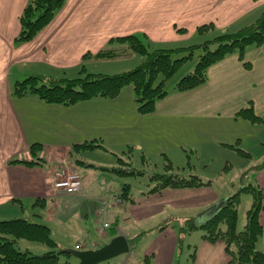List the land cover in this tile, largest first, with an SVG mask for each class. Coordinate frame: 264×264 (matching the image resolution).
Returning a JSON list of instances; mask_svg holds the SVG:
<instances>
[{"label":"crops","instance_id":"crops-1","mask_svg":"<svg viewBox=\"0 0 264 264\" xmlns=\"http://www.w3.org/2000/svg\"><path fill=\"white\" fill-rule=\"evenodd\" d=\"M29 1L0 0V221L25 218L48 226L52 234L53 229L65 235L78 232L76 244L70 248L72 250L78 249V246L82 250H92L109 237L108 233H114V237L123 234L129 240L137 238L143 233L137 234L136 227L158 217L180 219L184 224L180 236L182 239L185 234L191 236L192 232H186L185 228L188 220H193V227L203 225L230 197L219 195L221 192L215 189L210 179H204L212 182L208 187L166 189L149 195H145L149 187L138 192L130 184L132 194L142 197L141 201L134 203H119L114 199L115 196L120 197L125 184H120L118 190L106 186H117L114 176H118L106 170L117 165L105 167L91 163L96 168H82L79 174L83 189L76 195L56 191L52 179L56 172L62 171L61 166L69 159L73 147L86 143L103 145L104 148L88 150L106 153L113 158L112 163L120 157L134 165L137 155L143 162L147 158H161L173 165L181 152L187 154L183 148V140L187 138L188 145L199 147L202 151L201 166L206 172L215 173L214 167L218 161L210 153V148L214 154L216 151L236 153L245 162H254L255 154L245 145L242 133L234 128V125L240 124L234 115L237 109L224 113L221 108L211 109V106L201 105L199 101H193L186 107H169L167 96L157 103L154 113L141 115L134 95L129 91L122 90L114 99L94 98L64 106L48 104L33 94L16 96L13 94L14 87L30 76L56 79V75L77 73L81 68L88 71L89 62L121 61L137 56L128 55L113 60L96 58L116 37H146L152 47L155 45L162 49L196 45L192 42L200 25L213 23L220 29H240L264 12V0H66L63 9L32 40L17 43L21 17ZM196 41L198 45L203 42L201 39ZM247 50L244 58L239 59L234 53L212 65L204 85L179 94L191 95L199 90L210 93L214 84L217 93L223 91L224 98L228 93L241 90L243 95H248L249 79L241 76L247 70L245 64L253 65L249 59L253 54L263 52L264 45ZM87 55L89 57L86 58ZM260 67L257 74L263 80L264 68ZM223 113L222 117L215 118V115L221 116ZM202 127L205 128L201 130ZM250 128L257 130V126ZM204 131H218L221 140L209 145H197ZM34 144L43 147L39 154L41 163L36 166L15 163L32 161L30 148ZM88 150L82 149L79 156L83 157ZM239 150L251 155V158ZM255 167H251V170ZM144 171L148 174L160 173ZM177 171L180 172V168ZM190 174L201 177L193 170ZM105 191L112 194V198L104 196ZM101 199H108L112 208L107 216L110 228L100 234L97 213ZM38 201L41 206L36 205ZM178 213L182 216H177ZM91 222L98 227V237L84 228ZM203 239L212 245L219 244L225 255L223 242ZM197 248H194L196 253ZM260 251L264 252V243ZM134 254L132 250L130 255H124L126 259L123 263H129V258Z\"/></svg>","mask_w":264,"mask_h":264},{"label":"trees","instance_id":"trees-1","mask_svg":"<svg viewBox=\"0 0 264 264\" xmlns=\"http://www.w3.org/2000/svg\"><path fill=\"white\" fill-rule=\"evenodd\" d=\"M65 3L66 0H30L21 17V32L16 42L25 43L32 40L63 9ZM212 26L213 24L201 26L197 32L206 34L207 29ZM143 38L138 35L112 38L109 41L110 46L96 56L100 60H113L128 55L144 57V62L132 70L115 75H103L90 74L85 68H82L80 77L76 79L30 76L16 84L13 94L19 97L33 94L48 104L71 106L94 98L114 99L120 95L125 87L132 86L139 114L150 115L154 113L156 103L169 94L167 82L185 62L192 58V51L196 47L152 50V43L148 38ZM262 45H264V12L250 26L235 33L217 36L206 42L201 47L204 51L198 59L195 70L179 80L175 89L178 92H187L202 86L208 80V69L212 65L236 52L240 53L241 58H243L247 48ZM242 114L253 122L260 120V117L254 114L251 108L243 109ZM98 147L104 148L101 144L93 145L92 143L74 146L70 156L81 153L82 149L91 150ZM42 150L41 145L34 144L30 148L32 161H16L15 163H24L28 166L39 165L42 161L39 158ZM239 151L251 158V155ZM117 161L124 164V167L116 166L106 170L121 178L147 177L146 186L149 189L145 195L160 193L166 189H198L208 187L212 183L197 175L174 172L171 162L165 165L164 173L148 174L144 170L136 169L131 162L120 157H117ZM70 162L78 165L83 163L73 159H70ZM85 166L96 168L91 164H85ZM261 168H264V164L256 166L254 170ZM131 188L130 184L123 186L122 201L134 203ZM242 193H247L252 197V204L246 212L244 228L239 231V206ZM263 200L264 191L259 185H246L241 182L240 191L229 197L223 207L210 220L200 225L206 240L224 243L225 251L230 256L228 264H264V252L257 249V243L264 232L260 222L261 213L264 211ZM39 203L40 201L36 205L41 206ZM190 224L192 223H187L186 232L196 228ZM51 234L48 226L29 219L0 221V264H58L61 255L73 258L67 250L59 251L60 249H58V245ZM114 236L113 233V238ZM141 236H137L135 242L140 240ZM113 238H110L108 242ZM20 240L46 245L51 248V251L42 255H34L27 250L21 251L16 248ZM129 242L132 250H134L132 240ZM100 247L102 244L97 245L94 249ZM151 260V256H145L140 264H151ZM64 264H69V260Z\"/></svg>","mask_w":264,"mask_h":264},{"label":"rangeland","instance_id":"rangeland-1","mask_svg":"<svg viewBox=\"0 0 264 264\" xmlns=\"http://www.w3.org/2000/svg\"><path fill=\"white\" fill-rule=\"evenodd\" d=\"M261 16V15H260ZM259 16V17H260ZM258 17V18H259ZM257 18V19H258ZM256 19V20H257ZM255 20V21H256ZM255 21H253L251 24H253ZM213 23H206L202 24L204 25H212ZM251 24L244 26L240 29H233V28H225L220 29L216 25L213 24L211 28H208L206 34H199L194 38V42L196 45H192L190 47H196L194 51H192V58L189 59L187 62H185L176 72V74L167 82V89L170 90L169 94L167 95L169 100H167V105L169 107L172 106H178V107H186L191 105L193 101H199L201 105H207L211 106V109H222L225 112H231L232 109H237V111L234 113L235 118L237 117L240 124L234 125V128L236 130H239L245 138V145L248 146L252 152L255 154V157L253 158L254 162H245L242 158L236 155V153H221L217 152L214 154L212 153V148H210V153L215 156L218 161L216 162V165L214 167V172H206L202 168V151H200L199 147H193L191 145H188L186 141H189L188 138L184 139L185 142L184 149H186V152H181L179 156L175 159L176 163L173 164L174 172H177V168H180L181 174L190 175L191 170L195 172L196 174L200 175L205 180H212L214 182V187L218 192L219 195L225 197H231L235 194H237L240 191L241 188V182L244 184H256L259 185L260 188L264 191V168L258 169V170H251V167L263 165L264 164V74H263V80H260V76L257 74L259 70V66H262L260 68H264V50L263 52H259L257 54H253L251 59L253 65H250L249 63L245 64L247 67V70L245 73L241 76V78L249 79V87H248V95H243V91H234L231 93H228L227 97L224 98L223 91L220 93H217L218 90L216 86L213 84L210 93L209 92H199L191 94V95H181L179 92L175 89L176 84L181 80L184 76L192 73L195 70V66L198 62L199 57L203 54V48H201L206 42L213 40L217 36L227 34V33H235L245 27L250 26ZM198 27V28H199ZM197 28V29H198ZM183 31V30H182ZM197 39H201L200 45L197 44ZM190 42V44H192ZM188 45V44H186ZM154 49L163 48L153 45ZM215 48V46H212ZM251 47H257V46H251ZM183 49V48H182ZM248 49V48H247ZM246 49V53H248L249 50ZM235 55H237V58L241 59L240 53L236 52ZM247 55V54H246ZM250 56V53L248 54ZM230 55L226 56L229 57ZM248 56V57H249ZM245 55H243V58ZM145 58L142 56H135L134 58L125 59V60H113V61H107V62H89L88 64V71L87 73L90 74H103V75H115L120 74L129 70H132L136 68L137 66L141 65L144 62ZM246 61V60H245ZM82 69V68H81ZM80 69V70H81ZM80 70L77 71V73L69 72L66 76L63 75H56V79H76L80 77ZM258 78V79H257ZM259 82H257V80ZM245 81V80H243ZM204 85V84H203ZM220 88H222L220 86ZM123 91H129L130 94L133 93L132 86H127L123 89ZM176 91V92H174ZM132 96V95H131ZM166 96V97H167ZM165 97V98H166ZM164 98V99H165ZM135 99V96H134ZM162 100V99H161ZM160 101V100H159ZM158 101V102H159ZM157 102V103H158ZM136 103V102H135ZM156 103V105H158ZM256 103V107H255ZM137 105V103H136ZM138 108V105H137ZM251 108L252 112L256 115H258L260 120L258 122H253L246 118L242 114L243 109ZM224 113L221 116L215 115V118H220L224 115ZM214 117L213 115H211ZM232 118V115H231ZM205 124V123H202ZM248 125V126H246ZM252 126H257V130H253ZM205 127H202L201 130H203ZM253 136V139L251 137ZM248 138V139H247ZM196 140V139H195ZM221 140L220 133L218 131L216 132H203V137L197 145H209L211 142H219ZM237 141L234 143L236 144ZM241 145V142H239ZM217 146L219 145L216 144ZM234 148V147H233ZM236 149V148H234ZM98 155H100L98 157ZM137 160L134 162V166L136 169H142L146 170L148 172H160L164 173L165 171V164L168 163V161H164L161 158L158 159H149L147 158L146 162H143L141 160V157L135 155ZM228 157V161H226V158ZM222 158V159H219ZM69 159L73 160H80L83 163L82 166L69 162ZM69 159L64 162V165H62L61 170L67 171V172H79L83 168L86 170L88 167L85 166V164H95L99 166H116L117 167H124V164L118 162V164L115 162L112 163L110 156H108L104 152L100 151H85L83 157L79 156V153H76L74 156H69ZM225 160V161H224ZM126 161V160H125ZM128 161V160H127ZM226 162V163H225ZM245 162V163H244ZM79 163V162H78ZM111 163V164H110ZM247 163V164H246ZM243 166L240 168L239 166ZM246 164V165H245ZM75 165V167H74ZM192 166H195L194 169H191ZM233 166V167H231ZM227 167V168H226ZM227 170V171H226ZM82 174V173H81ZM114 180L117 181L116 185L113 186L110 184H106V186H112V190H118L119 187L122 184H133L135 188L138 189V192L141 189H144L146 187V184L148 183L147 177H137V178H119L114 176ZM119 183V185H118ZM121 184V185H120ZM124 186V185H123ZM132 193V188L130 189ZM104 193V192H103ZM134 195L133 199L134 201L142 200V197L140 194H132ZM104 196H108L109 198H112V194H109L105 191ZM240 206H239V220H238V230L241 231L244 228V225L246 223V212L251 207L252 204V197L247 193H242L240 196ZM121 203V202H119ZM264 204V200H263ZM177 216H182L181 214H176ZM34 219L33 217H30ZM189 222L193 223V220H188ZM260 222L262 226L264 227V211L261 213L260 216ZM146 222H143L140 224L139 227H136L135 232L141 234L140 240H136L135 238L131 239L134 246V255H132L129 258V263H123V260L126 259V256L118 257L112 261H110V264H133V263H141L143 258L147 256H151V264H223V261L226 258L227 264L230 260V256L227 254V252L224 255V251H222L219 248V244L212 245L207 242H204V231L200 228V226H197L196 229L191 230L192 234L191 236H180L182 233V227L184 226L183 223H181L180 219H174L173 217H158L156 219L150 220L147 222L148 224H145ZM93 222L90 223L89 226H84L85 230H90L92 234H95L97 237L100 235L99 233H96V230L98 227ZM169 225L168 227H166ZM192 225V224H190ZM174 227V228H171ZM100 228V226H99ZM264 229V228H263ZM53 234H51V237L55 240V242L58 245V249L61 250H71L70 248L74 247L76 244L77 236L79 235L78 232H72L71 234L64 232H60L55 229H53ZM106 233V232H105ZM264 234V232H263ZM109 237L104 240L101 244L106 245L108 242V239L113 238V234L108 233ZM105 235L104 237H106ZM115 238V237H114ZM182 239V240H181ZM112 240V239H111ZM172 241L174 244L172 245ZM109 243V242H108ZM107 243V244H108ZM264 243V235H262L257 243V249L260 251L261 245ZM100 244V245H101ZM72 246V247H71ZM197 248V253L194 250L195 247ZM215 247V248H212ZM16 248L21 251H29L31 254L34 255H42L46 252L51 251V248L42 245L35 242L20 240L18 241ZM101 248V247H100ZM192 248V249H191ZM99 249V248H97ZM196 253V254H195ZM155 258H157L155 260ZM69 260V264H78V260L75 258H68L66 255L60 256V261L58 264H64L66 261ZM107 264V263H103ZM226 264V263H225Z\"/></svg>","mask_w":264,"mask_h":264},{"label":"water","instance_id":"water-1","mask_svg":"<svg viewBox=\"0 0 264 264\" xmlns=\"http://www.w3.org/2000/svg\"><path fill=\"white\" fill-rule=\"evenodd\" d=\"M222 202L218 207V211L223 207ZM73 258L78 260V264H103L110 262L118 257L130 255L132 248L129 239L120 234L113 238L108 244L95 250H75L67 251Z\"/></svg>","mask_w":264,"mask_h":264},{"label":"built area","instance_id":"built-area-1","mask_svg":"<svg viewBox=\"0 0 264 264\" xmlns=\"http://www.w3.org/2000/svg\"><path fill=\"white\" fill-rule=\"evenodd\" d=\"M53 187L56 191L67 194L76 195L82 192V177L78 172L58 171L52 179ZM117 202H121L118 196H115ZM112 204L108 199L100 200V208L98 209V218L100 223V233H105L110 224L107 222V216L110 213Z\"/></svg>","mask_w":264,"mask_h":264}]
</instances>
